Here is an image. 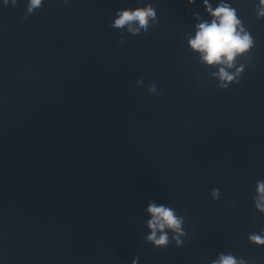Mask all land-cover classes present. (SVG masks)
<instances>
[{
    "label": "clouds",
    "instance_id": "1",
    "mask_svg": "<svg viewBox=\"0 0 264 264\" xmlns=\"http://www.w3.org/2000/svg\"><path fill=\"white\" fill-rule=\"evenodd\" d=\"M12 2L15 5L17 0H12ZM188 3H194V0H188ZM5 4H7V0H5ZM41 4L42 0H28L27 13H33L35 9L41 7ZM259 5L261 7L257 11L258 18L264 16V0H259ZM205 8L212 17L211 22L204 21L197 25L195 37L189 40V45L192 50L200 53L204 63L226 65L231 68L236 57L252 47L253 39L244 30L237 17L236 9L225 3L224 0H221L214 9L208 0H205ZM23 18L26 19V16ZM150 20H156V12L153 6L148 4L146 7L118 10L116 19L111 26L116 29L127 27L130 34L138 35L141 29L144 32L148 31ZM133 24L138 26L132 27ZM121 42H123V36ZM218 75L221 81L231 82L234 79L233 75L229 74L224 67L219 69ZM137 83L139 84L140 81ZM222 87H227V84H223ZM148 90L155 91V85L153 84ZM256 191L257 196L253 197L255 207L264 213V180L257 181ZM211 195L213 199H218L219 189H213ZM147 211L151 214L152 219L148 221L151 233L146 236V242L156 248H165L174 240L176 246L181 247L183 241L180 237L186 235L182 228L184 217L178 216L172 208L163 205L157 206L155 203H150ZM166 228L172 230L176 235L170 239L164 231ZM248 239L251 243L264 245V235L253 233L249 235ZM212 264H246V262L244 259L238 260L232 254H221L219 259L213 261Z\"/></svg>",
    "mask_w": 264,
    "mask_h": 264
}]
</instances>
